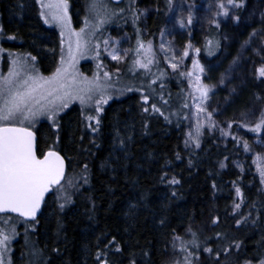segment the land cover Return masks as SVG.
<instances>
[{"label":"trees","instance_id":"obj_1","mask_svg":"<svg viewBox=\"0 0 264 264\" xmlns=\"http://www.w3.org/2000/svg\"><path fill=\"white\" fill-rule=\"evenodd\" d=\"M185 1L195 9L207 3L209 25L202 51L210 58L215 57L222 44L221 26L217 28L210 21L216 19L220 25L222 16L214 15L220 11L217 7L219 0ZM69 2L73 20L79 25L90 0ZM223 2L226 4L227 0ZM246 3L247 0L245 6ZM176 4L172 3V10ZM157 9L150 37H157L172 11L168 9L167 0H158ZM233 10L241 16L245 7ZM0 19L4 33L17 37L6 42L7 47L37 56L45 73L54 69L60 35L43 22L35 0H0ZM208 41L212 44L209 45ZM209 50L212 55L208 54ZM180 73L168 75L160 85L169 109L178 110L176 117L169 112L164 115L152 112L151 100L145 105L138 93H131L106 106L94 144L89 140L88 128L84 126L77 105L60 116L58 132L49 121L39 124L35 130L39 152L53 147L66 157L68 170L73 165L86 163L90 171L89 186L82 189L63 212L59 211L54 193L48 196L38 226L32 232L34 246L42 255L38 256L40 264H97V250L104 249L112 237L116 238L122 251L116 252L115 245H110L106 250L109 264H129L132 258L137 264H169L176 256L187 255L181 251L180 240L173 247L174 236L185 242L188 252L198 253L199 259L193 258V264H214L203 252V247H215V242L210 241L209 245L203 242L215 232L228 234L223 243L242 242L238 251L233 248L227 256L221 255L222 264L259 263L264 259V188L255 173L251 147L249 145L250 150L245 151V140L238 134L237 123L225 133L218 129H204L199 137V148L185 146L187 108L183 105L187 96ZM144 105L149 112L142 111ZM120 139L125 140L123 149ZM221 161L226 164L223 169L219 167ZM165 173L168 179L175 176L181 183L170 186L167 180L160 179ZM233 181L244 194L236 216L232 215L233 204L240 201L235 195ZM213 182L216 189L212 188ZM213 208L212 215L221 217L218 227L208 224L209 210ZM249 213L248 221L237 228L235 220ZM58 219L62 224L59 233ZM162 219L165 221L163 225L160 223ZM189 225L197 233L201 243L199 249L188 243L192 240L187 231ZM53 248H58L59 252H53ZM31 259L28 247L19 238L12 263L30 264Z\"/></svg>","mask_w":264,"mask_h":264},{"label":"snow or ice","instance_id":"obj_2","mask_svg":"<svg viewBox=\"0 0 264 264\" xmlns=\"http://www.w3.org/2000/svg\"><path fill=\"white\" fill-rule=\"evenodd\" d=\"M135 2L136 0H132L133 4ZM245 2L246 0H227L225 4L223 0H219L217 7L220 11L214 15L227 17L229 15V7L242 9L245 7ZM35 3L39 5V16L43 19V22L45 24H55L60 28V58L55 70L50 75L45 76L36 67L37 56L32 55L30 52L24 54L8 52V55L12 57L11 66L9 67L7 75L0 76V214L9 215V220H4V224L10 222V214H17V217L23 218L26 223L28 221L38 223V213L41 212L42 205L45 203L46 194L49 192L55 194L59 211L63 212L68 205L74 202L72 198L74 192L70 191V189L79 192L83 185L89 184L88 164L85 163L82 166L81 174L78 178H66L65 157L53 147H49L47 151L39 152L36 134L32 130V127L38 117L46 116L48 121L51 122L52 127L58 132L60 128L58 120L59 114L68 109L73 102L78 101L84 126L92 133L98 132L100 130L101 115L104 112V106L113 99L112 92L114 85L120 79L119 69L115 73L109 72L105 70L102 62L96 64V71L91 77L81 73L77 67L80 60L90 53L93 54V59H100L101 42L97 38V33L101 32L104 26L112 21L113 17L117 15L116 12L110 11L107 5L102 3L101 0H91L89 9L95 17L94 22L89 21L86 17L84 27L76 31L71 27V17L68 14V0H35ZM167 4L169 11H171L172 0H167ZM189 7L191 8L192 6L189 5ZM130 10L133 24L136 23L140 16H146L149 11L147 8L139 10L132 8ZM124 11L123 8L119 9L120 14H123ZM234 19L239 21V16H235ZM192 22L193 14L189 11L187 25H191ZM178 23L181 28L186 26L184 19H179ZM210 23L215 24L217 28L220 27L216 19H212ZM2 32L3 26L0 25V33ZM161 35H164L163 31ZM65 37H67L66 40ZM16 38L15 35H9L7 37L10 40ZM110 42L112 44L111 48L109 47ZM102 43L103 51L107 53L111 60L118 63L123 61L130 51L133 52L135 59L132 63V71L143 69L147 73L150 72V66L156 63L153 44L151 41L145 43L139 38V29H137V46L135 49H120L117 47L120 44V40H114L112 38H106ZM207 43L211 45L212 41H208ZM216 47H219L218 41L216 42ZM191 48L192 44L189 41L183 50L182 57L177 59L173 49H165L163 43L160 45V50L165 51V59L168 58V52L173 53L172 60L176 62L169 61V66L174 71L178 70L182 59L189 56V49ZM5 51V49L0 48V53H4ZM121 51H123V55H121ZM194 51L197 54L200 53L199 48H195ZM208 54L212 55L213 52L209 50ZM232 63L233 65L237 64V59H234ZM192 64L194 71L188 72L187 76L189 77L190 85L198 93L199 102L196 103L198 123L195 135L192 132L188 134V138L185 140V146L193 144L195 148H199L200 130L203 127L199 123L200 114H206L209 128L215 126V121L212 120L213 113L209 112L207 107L202 105L210 99L209 93L213 91L216 85L204 84L199 75L204 73V66L197 59H193ZM194 72L198 74L195 75V82L193 84L192 78ZM180 74L185 75V73ZM230 75V73L229 75L221 74L218 84L226 85V81L230 79ZM113 76L116 77L115 81L113 80ZM255 78H264V64L256 68ZM155 83L156 80H152L148 87L151 88V85ZM134 90L141 93L142 102L147 105L149 103V94H145L143 86L135 89L130 86H125L118 91L123 93L124 91ZM235 91V87H232L230 94ZM161 99H163L162 96ZM257 99H260V97L257 96ZM193 100L196 102L197 97H193ZM163 102L165 104L167 103V101ZM183 106L187 108L188 104L185 103ZM142 111L147 113L149 112V108L143 107ZM151 111L164 115L156 104L151 105ZM26 123L28 126H25ZM228 126L231 127V123ZM244 126L247 127V125ZM261 129H264V116L250 130L258 133ZM80 139L83 140V137ZM128 139H131V137H128ZM233 139L237 138L233 137ZM58 140L59 137L57 136V142ZM91 143L94 144L95 141L93 140ZM119 144L123 149L125 140L120 139ZM243 146L245 151L250 150L247 141L243 142ZM179 158V155H177V159ZM257 159L264 158L258 154ZM189 163L191 165V161ZM219 167L223 169L226 167V164L221 161ZM258 170L261 183L264 184V167ZM160 179L162 181L167 180L170 186L181 183L175 176L168 179L167 173L161 176ZM78 181H82V183ZM232 183L235 188V195L240 201L234 202L233 204L232 215L236 216L239 215L237 210L241 208L244 194L235 181ZM212 188L216 189L215 182H213ZM175 195L176 193L173 192V196ZM88 199L91 200V196ZM214 211V208L209 210L210 219L208 224L212 227H218L221 224V217L219 215H212ZM250 216L251 213L248 216H241L240 219H236L235 226L239 228L248 221ZM164 222L163 219L160 221L162 225ZM252 222L255 223V220ZM61 230L62 224L58 219L57 233ZM187 231L192 236V240L188 243H191L196 249H199L201 243L198 242L197 233L192 230L191 225H189ZM15 235L16 229L14 226L7 230L0 228V264H5V253L9 251L8 245ZM227 239L228 234L226 232H215L213 236L205 238L203 242L205 245H209L210 241L215 242V247L210 245L203 247V252L209 255L214 261V264H222L220 261L222 254L227 256L233 248L237 251L241 248V241L231 240L229 243H223ZM177 240H180L181 251L187 252L183 264H192L193 258L199 259L198 253L187 251L185 242L179 236L173 237V247H175ZM110 245H115L116 252L122 251L116 238L112 237L108 241V244L104 245V249L97 250L95 255L97 264H109L106 250ZM52 251L59 252V249L53 248ZM39 252L40 250H35L36 255H39ZM144 255L148 254L144 253ZM129 264H137L136 259H130ZM176 264H179V262H176ZM245 264H251V261H246ZM261 264H264V261H261Z\"/></svg>","mask_w":264,"mask_h":264},{"label":"rangeland","instance_id":"obj_3","mask_svg":"<svg viewBox=\"0 0 264 264\" xmlns=\"http://www.w3.org/2000/svg\"><path fill=\"white\" fill-rule=\"evenodd\" d=\"M174 1L175 0H173L172 3L177 4L171 11L167 22H165L162 28L164 35L162 36V31H160L158 32L157 37H150L151 24L154 16L156 15L158 0H136L135 4L132 3V0H125L122 5L113 4L110 0H101L102 3L107 5L110 11L116 12L117 15L113 17L110 23L104 26L101 32L97 33V38L101 42L100 59H93V54L90 53L88 56L80 60L77 67L81 73L89 77H91L96 71V64L100 62H102L105 66V70L109 72L115 73L116 70L119 69L120 79L119 82L114 85V90L112 92L113 99L110 100L109 103L114 99L125 97L131 93H138L141 98V93L139 91H124L121 93L118 90L124 88L125 86H130L134 89L143 86L145 94H149V100H151L150 104H156V106L160 108L161 112H169L172 117L177 116L178 110L173 108L169 109L168 104L163 102L167 101V98L160 90V85L168 75H172L175 72L185 73V75L182 76L185 82L184 90L187 96L186 103L188 104L186 113L187 139L190 132L195 135L198 123L196 113V103L199 102L198 93H196L190 85L189 77L187 76L188 72L194 71L192 61L193 59H197L205 68L204 73L199 74L201 81L204 84L216 85L213 91L209 93L210 99L202 105L207 107L209 112L213 113L212 120L215 121V126L209 128L206 114H200L199 123L203 125L200 132L204 129H218L219 131L225 133L229 129V123H231V125L233 123H237L239 125L238 134L245 141H247L251 147L254 156L253 164L255 173L260 179L258 169L264 167V159L258 160L257 155L259 154L262 158H264V129H261L258 133L252 132L250 129L257 122H259L262 116H264V78H255L256 68L264 64V0H247L245 10L243 14L239 16V21L234 19L237 15L235 14L233 8H228L229 15L227 17L222 16V20L220 22L222 39L220 52L215 57L211 58L206 56L202 51V42L207 35L209 25L210 10L207 3L195 9L190 8L189 4L185 0ZM90 3L91 0L88 4L87 13L83 18L82 23L76 25L71 13V3L68 0V14L71 17V27L74 30L79 31L80 28L84 27L86 17L89 21L94 22L95 17L89 9ZM121 8L125 10L123 14L119 13V9ZM132 8L137 10L147 8L149 11L146 16H140L136 23L133 24L130 10ZM189 11L193 14V22L191 25H187V16ZM179 19L185 20L186 26L184 28L179 26ZM0 25H2L1 19ZM46 25L55 28L60 35V28L57 25ZM137 29H139V38L145 43L151 41L153 44V51L155 52L156 63L150 66V72L147 73L143 69H136L135 71L131 70L133 60L135 59L133 52L130 51L128 56L123 61L118 63L111 60L107 53L103 51L102 41L106 38L120 40V44L117 46L120 49H135L137 46ZM254 32L255 34H253ZM7 37L8 36L4 33L3 29V32L0 33V48L5 49L6 51L4 53H0V76L7 75L9 67L11 66L12 57L8 55V52L18 54L28 53L13 50L12 48L7 47L6 42L10 40L7 39ZM66 39L67 37H65V40ZM189 41H191L192 44V48L189 49V56L183 58L178 70L174 71L169 66V61L176 62L175 60H172L173 53L168 52V58L165 59V51L160 50V45L163 43L165 49H173L176 58L179 59L182 57L183 50ZM109 47H112L111 42ZM195 48L200 49L199 54L194 51ZM121 55H123V51H121ZM59 58L60 48L55 67L59 63ZM234 59H237V64L235 65L232 63ZM38 61L39 59L37 58L36 67L42 75H50L55 70L54 67V69L50 72H43ZM161 73H163V75H161ZM229 73L231 75L230 79L226 81V85H219L218 81L221 74L229 75ZM196 74L198 73L194 72L192 78L193 84L195 82ZM157 77H159V79H157ZM113 80H116L115 76H113ZM152 80H156V83L152 84L151 88H149L148 86ZM232 87H235L236 91L230 94V89ZM161 96L163 99H161ZM257 96H259L260 99H257ZM193 97H197L196 102H194ZM75 105L80 108L79 102L77 101L73 102L68 109ZM107 105L104 106V110ZM68 109L59 114L58 120ZM214 109L215 111H213ZM43 121H48L46 116L38 117L34 122L32 129L36 130L39 124ZM244 125H247V127ZM25 126H28L27 123ZM88 132L90 142L95 140L98 132L92 133L89 129ZM83 165L84 164L76 166L73 165V168L67 171L66 178H78L81 174ZM88 175L90 179V171L88 172ZM78 182L82 183V181ZM89 184L83 185L79 192H75V190L70 189V191L74 192L72 197L73 201L75 196L78 195L82 189L88 187ZM262 186L264 188V184H262ZM10 216V222L8 224H4V220H9V215L0 214V228L7 230L14 226L16 229V235L13 236L8 245L9 251L5 253V264H9V262L10 264H13L12 256L15 250V243L19 238H22L23 242L29 249V256H32L30 264H40V258L38 256L42 255L41 252H39V255L35 254V250L38 248L34 246L32 233L33 230L37 228L38 223L29 221L26 223L22 218H18L15 215ZM184 257L185 256H176L173 263L169 264H176V262L183 264ZM262 261H264V259ZM245 262L243 264H245ZM251 264H261V262H251Z\"/></svg>","mask_w":264,"mask_h":264},{"label":"water","instance_id":"obj_4","mask_svg":"<svg viewBox=\"0 0 264 264\" xmlns=\"http://www.w3.org/2000/svg\"><path fill=\"white\" fill-rule=\"evenodd\" d=\"M113 4H116V5H120V4H122L125 0H110ZM33 130V129H32ZM34 132H35V134H36V140H37V148H38V136H37V133H36V131L35 130H33ZM56 151H58V150H56ZM60 152V151H59ZM61 153V152H60ZM61 155L62 156H64L62 153H61ZM65 157V156H64ZM65 169H66V175H67V171H68V162H67V159H66V157H65ZM53 192H49L48 194H46V197H45V203H46V201H47V199H48V196L50 195V194H52ZM45 203L42 205V209H41V212L40 213H38V216H37V220L39 219V217L41 216V214H42V211H43V208H44V205H45ZM10 215H16L17 216V214H10ZM23 219V218H22ZM29 222H32V221H29Z\"/></svg>","mask_w":264,"mask_h":264}]
</instances>
